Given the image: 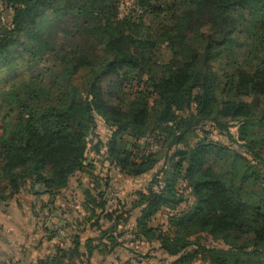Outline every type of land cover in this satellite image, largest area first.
<instances>
[{"label":"trees","instance_id":"obj_1","mask_svg":"<svg viewBox=\"0 0 264 264\" xmlns=\"http://www.w3.org/2000/svg\"><path fill=\"white\" fill-rule=\"evenodd\" d=\"M61 3L0 0V62L17 53L29 71L27 82L3 93L16 111L0 120V205L37 187L48 207L76 175L94 183L82 195L100 243L87 239L82 250L74 235L73 250L57 248L37 264H92L103 240L114 242L108 252L119 246L115 234L134 211L133 239L156 243L171 264L198 254L228 264L200 244L203 234L239 256L232 264H264V135L254 130L264 126V57L253 55L258 47L264 53V0H133L128 13L120 0H93L85 35L108 58L100 73L88 56L42 34L47 12L67 10ZM245 7L260 17L243 21ZM123 83L143 86L128 93ZM98 121L107 137L95 153L120 175L148 177L122 213L108 207L107 180L87 171ZM213 132L231 145L214 143ZM220 152H233L238 165L220 162ZM158 215L166 232L152 226Z\"/></svg>","mask_w":264,"mask_h":264},{"label":"rangeland","instance_id":"obj_2","mask_svg":"<svg viewBox=\"0 0 264 264\" xmlns=\"http://www.w3.org/2000/svg\"><path fill=\"white\" fill-rule=\"evenodd\" d=\"M133 0H120V12L128 13ZM93 0H62L57 15L47 12L39 24L42 34L50 45L58 42L65 48L70 49L75 56H88L95 73L104 70L108 58L98 51L85 35V30L94 23ZM239 12L243 21H255L259 18L249 7L242 8ZM262 48L258 47L253 52L255 57L263 56ZM159 53L165 56V49L161 47ZM161 57V58H162ZM23 58L13 53L8 58L0 62V120L3 114L9 110L16 111V106L3 97L5 89L21 81L27 82L29 71ZM66 73H62L65 75ZM139 83H123V89L130 93L142 88ZM207 127H205V130ZM256 135H264V126L254 129ZM254 130L247 129V132L254 133ZM97 135L91 138L87 154V171L93 176L106 179L108 186L105 190L108 207L110 210L125 211L129 209L136 191L143 189L148 177L129 178L120 175L118 170L113 168L106 160L103 151L95 153L94 146L107 137V129L101 121L97 122ZM233 137L238 139L235 130ZM203 136L200 134V137ZM210 139L214 143L230 146L231 142L221 134L213 132ZM238 150L237 146H232ZM233 152H220L217 159L220 162L235 163ZM232 166H230L231 168ZM242 175H250V169L239 165ZM93 181L85 175H76L67 189L62 191L56 198L54 205L46 206L49 202L47 196L37 197L35 194H44L43 189L35 188L30 193V188L22 189L12 200L0 205V264H37L39 260L53 257L57 248L73 250L75 248L74 235H78L80 245L83 250V243L87 239H92L94 245L100 243V234L92 226V221L88 222L89 213L84 206V196L82 191L91 188ZM45 205V207H44ZM123 207V208H122ZM138 211L131 212L127 222L116 232L115 243L119 246L110 251L112 240H103L106 249L99 248L93 253L92 264H171L172 260L158 250L156 243H147L143 240L133 239L131 230L135 227V217ZM106 227L110 226L106 224ZM153 227L159 226L163 232L167 230L166 216L158 215L152 223ZM200 244L207 249L214 250L213 255L225 256L228 264H232L238 255L229 252L228 247L221 244L215 237L205 234L200 237ZM147 256V258H146ZM211 255L198 254L191 264H210ZM251 259V258H248ZM174 260V259H173ZM78 259L68 260V263H78Z\"/></svg>","mask_w":264,"mask_h":264}]
</instances>
